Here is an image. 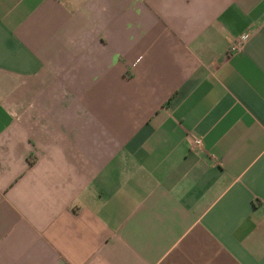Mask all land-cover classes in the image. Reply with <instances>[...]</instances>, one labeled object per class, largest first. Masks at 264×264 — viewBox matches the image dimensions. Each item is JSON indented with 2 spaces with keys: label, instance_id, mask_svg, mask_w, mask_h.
I'll return each instance as SVG.
<instances>
[{
  "label": "crops",
  "instance_id": "obj_1",
  "mask_svg": "<svg viewBox=\"0 0 264 264\" xmlns=\"http://www.w3.org/2000/svg\"><path fill=\"white\" fill-rule=\"evenodd\" d=\"M0 264H264V0H0Z\"/></svg>",
  "mask_w": 264,
  "mask_h": 264
},
{
  "label": "built area",
  "instance_id": "obj_2",
  "mask_svg": "<svg viewBox=\"0 0 264 264\" xmlns=\"http://www.w3.org/2000/svg\"><path fill=\"white\" fill-rule=\"evenodd\" d=\"M245 39V36H241L240 38L236 39L233 44L230 45L228 48V53H235L236 51L240 50V48L243 45V41ZM200 141L199 140H193V145L197 146L199 145Z\"/></svg>",
  "mask_w": 264,
  "mask_h": 264
}]
</instances>
